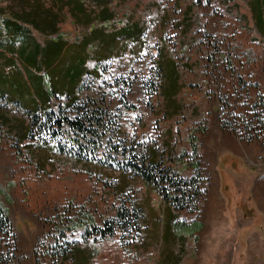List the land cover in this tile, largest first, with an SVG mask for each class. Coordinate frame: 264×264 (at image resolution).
Listing matches in <instances>:
<instances>
[{
  "label": "rangeland",
  "instance_id": "1",
  "mask_svg": "<svg viewBox=\"0 0 264 264\" xmlns=\"http://www.w3.org/2000/svg\"><path fill=\"white\" fill-rule=\"evenodd\" d=\"M80 1L97 15L100 2ZM14 2L0 0V12L3 3L19 10ZM249 2L104 0L113 20L92 27L136 25L142 36L109 40L115 53L76 90L79 105L96 102L111 120L110 146L81 160L63 151L64 127L40 131L48 113L28 119L26 137L23 114L0 106V202L12 225L0 234V264H86L80 253L87 264H264V131L248 141L221 126L264 93V38ZM62 21L57 35L68 41L91 29L65 13ZM172 70L179 92L167 100ZM128 159L156 177L168 168L195 178L194 212L172 211L176 222L197 219L199 230H175L162 191L132 174Z\"/></svg>",
  "mask_w": 264,
  "mask_h": 264
},
{
  "label": "crops",
  "instance_id": "2",
  "mask_svg": "<svg viewBox=\"0 0 264 264\" xmlns=\"http://www.w3.org/2000/svg\"><path fill=\"white\" fill-rule=\"evenodd\" d=\"M97 1L100 10L95 16L80 0H18L14 3L19 4V10L14 7L10 10L12 8L7 5L10 3H3L5 9L0 12V106L6 104L17 110L27 123L34 113L55 109L59 104L66 107L71 104L85 77L94 78L101 62L110 59L109 54L115 51L109 40L113 45L118 40L123 42L131 27L124 25L108 33L102 26L92 27L95 23L102 25L113 20L107 10L108 3ZM254 1L250 0L249 9L256 29L251 12ZM64 13L77 24L81 22L85 28L91 27L89 33L77 41L57 35L63 28ZM116 33L124 37L116 38ZM27 132L28 123L23 131L25 136Z\"/></svg>",
  "mask_w": 264,
  "mask_h": 264
},
{
  "label": "trees",
  "instance_id": "3",
  "mask_svg": "<svg viewBox=\"0 0 264 264\" xmlns=\"http://www.w3.org/2000/svg\"><path fill=\"white\" fill-rule=\"evenodd\" d=\"M251 12L255 17V24L259 33L264 35V30L262 29V25L264 24V0H255L254 4L251 6ZM259 27L261 28L259 29ZM137 31V26L133 25L129 28V33L125 35V37L134 38L139 35L142 36V33L140 34L139 32V34H137ZM116 38H119V36L117 35ZM164 81L167 84L163 88V97L167 98V100L174 98L179 92V75H177L174 70H172L165 74ZM239 81L241 82V79H239ZM252 87H255V84L252 85ZM168 88L171 90L170 93H172L170 96L168 95ZM255 101L256 102L248 106V112L246 114L233 115L231 116L232 120H225L221 117L222 128L232 132V134H235L238 138L241 136V134L246 132L248 133V141L254 139L255 137L261 138V135L264 131V93H259ZM74 108L76 111L75 116L73 118L66 117V110H74ZM55 109L58 111L60 109V111L54 112L56 111ZM55 109H47L45 112L39 114L34 113L29 119L32 123H35L37 120V115L48 113L49 116H47L43 121L40 131H43L45 127H47V130L55 128L56 131H60V129L64 127L71 140L69 143L70 146L68 145V147L63 149V151L67 152L70 156L76 158V160H81L86 157L88 152L95 154L101 149L110 146L109 138H107L106 143L103 144L105 133L111 125V120L108 119L109 114L107 113V110L104 109V107L97 106L96 102H87L79 105L78 98H75L69 106L66 107L59 104V106H57ZM31 128L32 126L29 127L26 137L31 132ZM237 128L240 129L242 133H240ZM51 131L52 134L55 133L53 130ZM190 139V145L192 147L191 156L192 158L196 159L198 157V147H196L192 136ZM184 156L186 155L182 154L178 158L180 160H186V158H182ZM149 163L152 168L158 166V163H155L153 160H151ZM125 164H127L129 171L132 174H140L147 183H152L154 186H157L160 191H162L163 203L165 204L168 211L172 212L173 219L171 218L170 223H172V226L175 224V230H199L200 224H198L197 219H194L193 222L188 225L185 222H176L173 215L174 213L172 211V209H174L175 211L188 210L190 213L194 212L193 209L196 207L195 201L200 195L198 190V182L195 178L192 177L190 179H185L179 174H176V172L172 169L170 170L168 168L159 172L156 177L151 174V169L144 168L143 163L138 165L136 164V161L131 163L128 159ZM195 168L197 174L198 166H195ZM11 230L12 225L10 224L8 218V212L0 202V234H10ZM102 234L104 236L105 232L102 231ZM80 251L81 249H78V251H76L77 254L75 255L77 256ZM79 255L81 256L78 258V260H80V262H86L87 264L89 261V254L80 253Z\"/></svg>",
  "mask_w": 264,
  "mask_h": 264
}]
</instances>
